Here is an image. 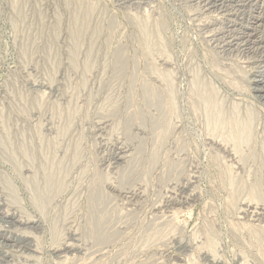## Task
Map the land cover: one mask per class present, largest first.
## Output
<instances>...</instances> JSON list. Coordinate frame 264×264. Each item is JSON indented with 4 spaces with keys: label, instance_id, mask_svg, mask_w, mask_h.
<instances>
[{
    "label": "rangeland",
    "instance_id": "rangeland-1",
    "mask_svg": "<svg viewBox=\"0 0 264 264\" xmlns=\"http://www.w3.org/2000/svg\"><path fill=\"white\" fill-rule=\"evenodd\" d=\"M261 7L0 0V264H264Z\"/></svg>",
    "mask_w": 264,
    "mask_h": 264
},
{
    "label": "bare ground",
    "instance_id": "bare-ground-1",
    "mask_svg": "<svg viewBox=\"0 0 264 264\" xmlns=\"http://www.w3.org/2000/svg\"><path fill=\"white\" fill-rule=\"evenodd\" d=\"M219 6H220V5H219ZM258 6H259V5H258ZM262 8H263V7H261V10H262ZM259 9H260V8H259ZM259 9H258V10H259ZM263 11H264V8H263L262 12H263ZM258 12H259V11H258ZM260 12H261V11H260ZM263 14H264V13H263ZM261 15H262V14H261ZM210 17H211V16H210ZM235 17H236V16H235ZM248 17H249V16H248ZM250 17H251V16H250ZM256 17H258V15H256ZM258 18H259V17H258ZM226 19H227V18H226ZM236 19H238V18H236ZM239 19H240V18H239ZM242 20H243V19H242ZM248 20H249V19H248ZM258 20H259V19H258ZM239 21H240V20H239ZM243 21H244V20H243ZM259 22H260V21H259ZM259 22H258V24L260 25L261 22H260V23H259ZM258 24H257V25H258ZM259 25H258V27H260L262 24H261L260 26H259ZM206 26H207V25H206ZM258 27H257V28H258ZM255 28H256V27H253V29H255ZM222 29H223V28H222ZM258 29H259V28H258ZM258 29H257V30H258ZM259 30H260V29H259ZM262 32H263V30H262ZM245 33H247V32H245ZM253 33H254V36H255V35H256V34H255L256 32H253ZM263 33H264V32H263ZM248 34H249V33H248ZM250 34H251V33H250ZM250 34H249V35H250ZM257 34H258V33H257ZM245 35H246V34H245ZM249 35H248V37H249ZM252 36H253V34H252ZM262 36H263V35H262ZM244 37H245V36H244ZM244 37H243V38H244ZM257 38H259V37H257ZM260 38H262V37H260ZM260 38H259V39H260ZM255 39H256V38H255ZM255 39H254V41H255ZM249 40H250V39H249ZM263 40H264V39H263ZM263 40H261V41H263ZM257 41H258V40H257ZM261 41H260V42H261ZM242 42H243V41H242ZM239 43H240V42H239ZM251 43H252V42H251ZM256 43H257V42H256ZM257 44H258V43H257ZM261 45H262V44H261ZM221 46H222V45H221ZM259 46H260V45H259ZM262 46H263V45H262ZM249 47H250V46H249ZM251 47H252V46H251ZM255 47H256V46H255ZM255 47H254V48H255ZM247 48H248V47H247ZM248 49H249V48H248ZM260 50H261V49H260ZM255 51L257 52V50H255ZM259 52H260V51H259ZM237 54H238V53H237ZM230 55H231V54H230ZM260 55H261V54H260ZM261 56H262V55H261ZM262 57H263V56H262ZM247 59H248V58H247ZM261 59H263V58H261ZM260 63H261V62H260ZM261 64H262V63H261ZM254 65H255V64H254ZM259 65H260V64H259ZM261 66L263 67L264 65L262 64ZM261 66H260V67H261ZM261 70H262V69H261ZM261 70H260V71H261ZM257 72H258V71H257ZM257 74H258V73H257ZM257 74H256V75H257ZM254 76H255V75H254ZM259 76H260V75H259ZM255 77H256V76H255ZM260 77H261V76H260ZM253 78H254V77H253ZM254 81H255V80H254ZM261 82H262V81H261ZM263 82H264V81H263ZM258 89H259V88H258ZM260 89H261V88H260ZM259 92H260V93H264L263 90H259ZM260 95H261V94H260ZM262 97L264 98V95H262ZM213 119H214V118H213ZM244 126H245V125H244ZM241 128H242V127H241ZM245 129H246V127H245ZM245 129H244V130H245ZM238 134H239V133H238ZM240 134H242V132H241ZM242 135H243V134H242ZM240 136H241V135H239V137H240ZM213 137H214V136H213ZM242 137H243V136H242ZM213 139H214V138H213ZM241 139H242V138H241ZM225 155H226V154H225ZM236 156H237V155H236ZM240 159H241V158H240ZM239 164H240V163H239ZM249 209H250V210H253V212H252L253 216H257V215H258V217H259V216H264V209L261 208V207H259V206H252V205L249 204V205L247 206V210H249ZM240 211H241V210H240ZM3 217H4L5 219H7V220H8L9 218H10V219H13V220L15 219L14 216H13V217H12V215H11V216H10V215L8 216L7 214H6L5 216L3 215ZM255 218H256V217H255ZM255 218H254V219H255ZM260 220H261V219H260ZM32 229H33V228H32ZM3 238H4V236H3ZM74 248H75V246H71V245H70V246H68L67 249H74Z\"/></svg>",
    "mask_w": 264,
    "mask_h": 264
}]
</instances>
